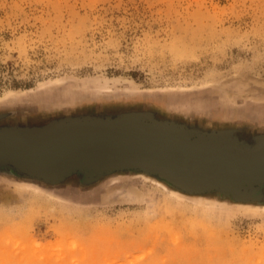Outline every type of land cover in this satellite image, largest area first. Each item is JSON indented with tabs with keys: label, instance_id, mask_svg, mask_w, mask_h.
<instances>
[{
	"label": "rangeland",
	"instance_id": "rangeland-1",
	"mask_svg": "<svg viewBox=\"0 0 264 264\" xmlns=\"http://www.w3.org/2000/svg\"><path fill=\"white\" fill-rule=\"evenodd\" d=\"M128 113L257 142L264 0H0V128ZM155 180L0 171V264H264V199Z\"/></svg>",
	"mask_w": 264,
	"mask_h": 264
},
{
	"label": "water",
	"instance_id": "water-1",
	"mask_svg": "<svg viewBox=\"0 0 264 264\" xmlns=\"http://www.w3.org/2000/svg\"><path fill=\"white\" fill-rule=\"evenodd\" d=\"M135 169L188 194L264 199V135L253 145L207 138L148 113L0 128V171L57 183ZM263 189V191L261 190Z\"/></svg>",
	"mask_w": 264,
	"mask_h": 264
},
{
	"label": "bare ground",
	"instance_id": "bare-ground-1",
	"mask_svg": "<svg viewBox=\"0 0 264 264\" xmlns=\"http://www.w3.org/2000/svg\"><path fill=\"white\" fill-rule=\"evenodd\" d=\"M140 175H142V176H144L143 174H140ZM148 178V177H147ZM155 182L158 184V185H162L163 187H165V188H167L164 184H163V182H160V181H157V180H155ZM171 192H173L174 194V197L175 198H177L178 199V201H182V202H184L183 201V198H182V195H181V193L182 194H186V195H188V193H186V192H184V191H181V190H179V189H176V188H173V190H171V189H169ZM192 195V194H191ZM193 196H195V195H193ZM198 196H200V195H198ZM239 204H242L241 206H245L246 208H248V209H246L245 208V210H252V209H250L249 207L250 206H252V205H250V204H248V203H239ZM260 206H262L261 208L264 210V205H260ZM255 208H259V205H255L254 206ZM257 210V209H256ZM210 228V227H209ZM198 255V254H197ZM174 257V256H173Z\"/></svg>",
	"mask_w": 264,
	"mask_h": 264
},
{
	"label": "crops",
	"instance_id": "crops-1",
	"mask_svg": "<svg viewBox=\"0 0 264 264\" xmlns=\"http://www.w3.org/2000/svg\"><path fill=\"white\" fill-rule=\"evenodd\" d=\"M251 145H253V142H251V143L249 144V146H251Z\"/></svg>",
	"mask_w": 264,
	"mask_h": 264
}]
</instances>
